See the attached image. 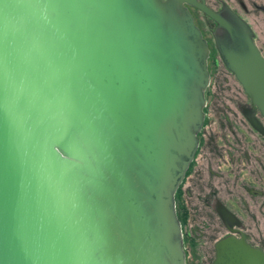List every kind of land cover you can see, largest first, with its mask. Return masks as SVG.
Here are the masks:
<instances>
[{"label": "water", "instance_id": "water-1", "mask_svg": "<svg viewBox=\"0 0 264 264\" xmlns=\"http://www.w3.org/2000/svg\"><path fill=\"white\" fill-rule=\"evenodd\" d=\"M264 116L250 26L197 0H0V264H187L176 193L209 48ZM248 119L250 116L246 113ZM212 264H264L229 234Z\"/></svg>", "mask_w": 264, "mask_h": 264}, {"label": "flooded vegetation", "instance_id": "flooded-vegetation-1", "mask_svg": "<svg viewBox=\"0 0 264 264\" xmlns=\"http://www.w3.org/2000/svg\"><path fill=\"white\" fill-rule=\"evenodd\" d=\"M197 1L204 2L206 6L216 12L229 10L244 20L250 26L253 32V41L264 57V0H214L215 5H212L209 0ZM186 5L207 41L209 48L208 69L210 63L217 60V56L224 64L215 45L214 30L212 32L214 42H212L199 23L197 12H201L209 20H212L215 24L214 29L217 22L198 7ZM244 95L246 98L243 100H234L239 111L238 116L236 115L238 118L233 121L234 123L226 117L227 127L236 142L233 148H202L201 166H203L198 197L205 210L204 221L206 224L225 232L218 240L229 234L239 238L243 236L252 246L264 251V116L256 106H253L249 96L246 93ZM246 113L251 119H248ZM207 125L208 118L205 109L202 129ZM200 149L198 147L185 178L177 190L176 202L182 194V184L190 174ZM186 193L187 196L191 195L188 188ZM178 209L179 215L182 216L179 205ZM181 225L183 231L184 223ZM196 234L199 232L196 231ZM189 240L188 233L183 231L185 250H188ZM187 260L186 253V262Z\"/></svg>", "mask_w": 264, "mask_h": 264}, {"label": "rangeland", "instance_id": "rangeland-1", "mask_svg": "<svg viewBox=\"0 0 264 264\" xmlns=\"http://www.w3.org/2000/svg\"><path fill=\"white\" fill-rule=\"evenodd\" d=\"M209 2L215 5L214 0H209ZM197 18L206 36L214 42L212 35L214 22L201 12H197ZM209 72L210 83L206 90L205 106L208 125L201 131L199 146L201 149L190 174L182 184L183 191L176 202L177 210H179L178 205L181 207L183 231L187 232L190 237V245L188 250H185L188 258L187 264H211L214 259V243L225 233L220 229H214L204 221L206 214L198 197L203 166H201L202 148H233L236 142L227 127L226 117L234 123L239 113L234 100L246 98L240 83L234 74L226 69L219 56L217 60L210 63ZM187 188L191 191L189 196L186 193ZM225 194L228 195L226 192ZM196 231L199 234H196Z\"/></svg>", "mask_w": 264, "mask_h": 264}, {"label": "trees", "instance_id": "trees-1", "mask_svg": "<svg viewBox=\"0 0 264 264\" xmlns=\"http://www.w3.org/2000/svg\"><path fill=\"white\" fill-rule=\"evenodd\" d=\"M178 217H179L181 223L183 224V219L181 218V216H179V214H178Z\"/></svg>", "mask_w": 264, "mask_h": 264}]
</instances>
